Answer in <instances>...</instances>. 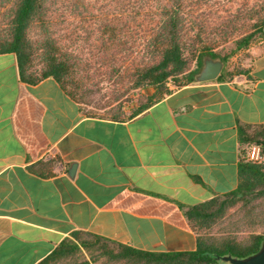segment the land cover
Listing matches in <instances>:
<instances>
[{"label":"crops","instance_id":"crops-1","mask_svg":"<svg viewBox=\"0 0 264 264\" xmlns=\"http://www.w3.org/2000/svg\"><path fill=\"white\" fill-rule=\"evenodd\" d=\"M249 52L229 79L123 121L86 116L52 78L21 81L0 54V264H38L77 231L194 251L186 211L237 188V124L264 123V39Z\"/></svg>","mask_w":264,"mask_h":264},{"label":"trees","instance_id":"trees-1","mask_svg":"<svg viewBox=\"0 0 264 264\" xmlns=\"http://www.w3.org/2000/svg\"><path fill=\"white\" fill-rule=\"evenodd\" d=\"M218 2L14 0L7 9L8 21L0 30V54H15L21 81L33 85L52 78L84 110L87 68L74 64L75 60L66 52L68 46L63 42L72 45L81 42V46L97 50V56L106 61L112 60L114 64L121 52H136L137 64L128 75L136 88H155L157 95L154 99L140 103L127 118L120 105L105 117L85 113L89 117L123 121L142 113L170 94L166 87L169 80L176 88L195 83L194 76L199 72L204 56L219 57L226 64L240 49L247 47L255 34L264 32V15L259 14L252 25L253 32L234 40V46L228 52L218 53L215 44L218 41L228 42L241 20L240 12L229 19L217 15L211 18V10ZM66 19L79 21L81 25L69 29L57 22L60 20L64 25L63 20ZM34 25L42 29L40 42L36 44L42 59L40 69L32 65L35 47L28 39L29 29ZM54 28H59L64 34L58 35ZM78 30L83 35L77 34ZM191 59L195 61L192 70L189 69ZM112 73L117 74L118 71L114 69ZM230 76L231 72L222 70L217 79H229ZM180 79L185 82L182 84ZM237 135V188L185 213L189 227L196 236L194 251L147 252L77 231L63 239L38 264H228L216 260L215 256L230 255L240 259L255 254L264 242V123L253 125L239 122ZM252 144L260 147L261 162L247 159V149ZM233 209L236 230L246 229L249 234L240 240L232 234L219 237L210 235L209 231L222 224Z\"/></svg>","mask_w":264,"mask_h":264},{"label":"rangeland","instance_id":"rangeland-1","mask_svg":"<svg viewBox=\"0 0 264 264\" xmlns=\"http://www.w3.org/2000/svg\"><path fill=\"white\" fill-rule=\"evenodd\" d=\"M14 0H0V30L4 28L5 23L8 21L6 18L7 9L11 6ZM214 2V1H213ZM104 5V3L100 2ZM205 12L209 13V10ZM211 18L222 17L224 19H229L230 16L237 15L238 12L241 14V20L238 28L233 31L232 36L228 42L218 41L215 44L216 51L220 54H224L229 49L234 46L233 41L241 37H245L252 31V25L257 19L258 15H264V0H219L215 8L211 10ZM64 25L60 26L69 27V29H74L81 25L79 21L73 19L63 20ZM58 24V23H57ZM59 28H54L58 35H63L64 32L58 30ZM215 32V30L213 31ZM42 29L34 25L29 29V40L31 44L34 45L35 49L32 55V65L35 69L41 68V56L38 51L36 44L40 42ZM79 35H83L80 30L76 32ZM264 32L260 34H255L250 40L247 47L240 49L233 57L224 64L223 70L226 72H236L241 70L244 62L249 58V50L256 46L258 43L263 41ZM68 46L66 52L71 54L74 64L79 66H84L87 68L86 76L84 78L85 86L87 88V94L84 98V104L82 112L85 113H96L100 116H108L113 113L116 107L121 106V111L123 112L125 118H127L131 112L140 104L148 102V100L154 99L157 95L156 89L153 87L148 88H136L132 84V78L128 72H132L136 62V52L134 53H123L117 56L116 64L112 63V60H103L97 56V50L88 48L86 46H81V42L74 45L70 43L63 42ZM195 68L194 59L190 60L189 69ZM117 70L118 73H112V70ZM84 76V74H83ZM183 84L184 79H180ZM167 89L173 91L176 86L169 80L166 84ZM234 209L229 211V216L223 221L222 224L216 225L209 231V234L214 237H219L224 234H232L237 237V239H242L249 234L246 229L236 230V216ZM234 225V226H233ZM86 259H88L86 257ZM103 264V263H99Z\"/></svg>","mask_w":264,"mask_h":264},{"label":"water","instance_id":"water-1","mask_svg":"<svg viewBox=\"0 0 264 264\" xmlns=\"http://www.w3.org/2000/svg\"><path fill=\"white\" fill-rule=\"evenodd\" d=\"M223 68L224 62L219 57L212 58L210 56H204L202 58V66L199 72L194 76V81L195 83H203L215 80L220 76ZM70 173L73 174V169H69V176L71 177ZM215 259L228 264H264V242L259 251L245 258L239 259L226 255L215 256Z\"/></svg>","mask_w":264,"mask_h":264},{"label":"built area","instance_id":"built-area-1","mask_svg":"<svg viewBox=\"0 0 264 264\" xmlns=\"http://www.w3.org/2000/svg\"><path fill=\"white\" fill-rule=\"evenodd\" d=\"M247 159L251 162H261V150L258 145H250L247 149Z\"/></svg>","mask_w":264,"mask_h":264}]
</instances>
